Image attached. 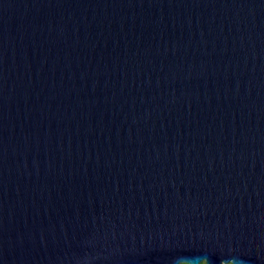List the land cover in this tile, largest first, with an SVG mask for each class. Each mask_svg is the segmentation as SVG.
Returning <instances> with one entry per match:
<instances>
[{
	"label": "water",
	"instance_id": "1",
	"mask_svg": "<svg viewBox=\"0 0 264 264\" xmlns=\"http://www.w3.org/2000/svg\"><path fill=\"white\" fill-rule=\"evenodd\" d=\"M0 264H264V0H0Z\"/></svg>",
	"mask_w": 264,
	"mask_h": 264
}]
</instances>
